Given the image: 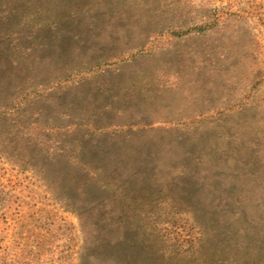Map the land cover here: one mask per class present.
I'll use <instances>...</instances> for the list:
<instances>
[{"label": "rangeland", "instance_id": "rangeland-1", "mask_svg": "<svg viewBox=\"0 0 264 264\" xmlns=\"http://www.w3.org/2000/svg\"><path fill=\"white\" fill-rule=\"evenodd\" d=\"M0 264H264V0H0Z\"/></svg>", "mask_w": 264, "mask_h": 264}, {"label": "trees", "instance_id": "trees-1", "mask_svg": "<svg viewBox=\"0 0 264 264\" xmlns=\"http://www.w3.org/2000/svg\"><path fill=\"white\" fill-rule=\"evenodd\" d=\"M77 155L78 154H74L73 155V158L76 160V161H79L80 160V157H77ZM126 156V158H128V165H130V167H128V169L127 170H129V171H136V170H138V169H140V168H142V166H143V161L144 160H139V159H136V157H135V155L133 154V153H131V154H127V155H125ZM119 160H120V156L118 155V157H116L115 158V161H114V163H115V168H116V163L117 162H119ZM150 161H152V162H155V158L154 159H151ZM83 169L85 170V172H86V168L88 167V166H84V164H83ZM108 167H110V166H108ZM115 168L113 169V170H111V169H107V170H104L105 171V173H106V175L108 176V178H111V173L113 172V173H115L116 171H115ZM87 172H88V175L89 176H93V173L91 172V170L89 169V168H87ZM121 178H122V176H121ZM113 181H110L108 184L104 181V182H99V181H95L94 182V184L96 185V184H99V185H104V186H107V188H109V184L110 183H112Z\"/></svg>", "mask_w": 264, "mask_h": 264}]
</instances>
